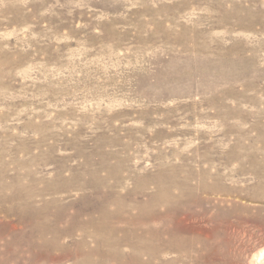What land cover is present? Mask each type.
Segmentation results:
<instances>
[{"label":"rangeland","instance_id":"obj_1","mask_svg":"<svg viewBox=\"0 0 264 264\" xmlns=\"http://www.w3.org/2000/svg\"><path fill=\"white\" fill-rule=\"evenodd\" d=\"M155 197L200 239L174 264H257L264 0H0V264H119Z\"/></svg>","mask_w":264,"mask_h":264},{"label":"bare ground","instance_id":"obj_2","mask_svg":"<svg viewBox=\"0 0 264 264\" xmlns=\"http://www.w3.org/2000/svg\"><path fill=\"white\" fill-rule=\"evenodd\" d=\"M195 46L197 47V45ZM163 198L164 197H155L152 201L150 200L151 202L149 204L152 206V210L149 212L143 211L137 217L132 219L133 221L136 219V223H138L139 226L144 229V233L137 234V241L132 244L133 252L130 254H126L123 252H119L118 254L108 253L109 257H113V259H110V260H115L119 264H174V260H173L174 258H171V254L173 251H177L181 253L182 255H185L188 253L189 248L192 246V244L200 240L197 235L195 234L193 235V233L192 235H190L192 230L183 224L182 214H183V211L186 209V207L184 209L183 206L186 205V202L181 198H172V197L171 198L168 197L166 199H163ZM201 201L200 199H196L195 204L200 203ZM163 204L165 205L166 209L162 211L159 209L161 206L159 208L158 206L163 205ZM105 207L102 206L100 209L101 216L99 217V221L95 220L91 216H88L89 219L86 222L87 223L86 225H89V224L96 225L98 231L106 229L107 230L106 237L100 238V236H98L99 233L97 231L98 235L94 236L95 239L100 244H106V245H111V246L114 245L120 248L121 245L129 241V236H126V237H123L117 240L116 239L113 240L111 235L115 233V231L117 230V227L109 226V222L111 221L110 220L111 218H116L117 220L121 219L122 215L120 213V210H115V212H110ZM190 207L188 208V210L189 209L191 210ZM82 213L83 211H79L72 217L73 223L76 222L77 219H79V216ZM41 214L43 218L44 216H43L42 211L39 212L38 216H40ZM147 223H151V226L143 227ZM35 229H37L39 233L38 235L40 239L42 240L43 244H48V243L56 244L58 239L60 238L58 234H55V237L52 240L46 239L45 234H46V231L48 230L47 222H44V221L37 222L35 225ZM70 232L71 231L69 230L68 233ZM147 235L151 239L150 246H147L146 244H144V239ZM84 236L81 238V240L77 244L78 250L81 252H82V247L86 244V239ZM61 249H63L64 252L67 251L66 247H61ZM215 250L213 251L215 252ZM208 252H209V249H208ZM67 253L68 255H70L69 252ZM145 253H147L148 255V259L146 260L142 258V254H145ZM87 257L88 255L86 254V258ZM263 257H264V249L261 251V254H259L256 257L258 258L256 263L264 264V260L262 262ZM89 260L90 259H80L81 262H87ZM201 261H202V255H201Z\"/></svg>","mask_w":264,"mask_h":264}]
</instances>
